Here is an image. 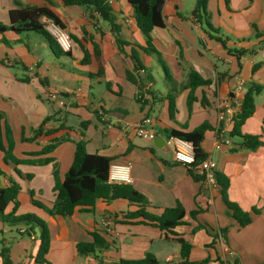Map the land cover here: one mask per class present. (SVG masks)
Returning a JSON list of instances; mask_svg holds the SVG:
<instances>
[{
  "label": "crops",
  "instance_id": "crops-1",
  "mask_svg": "<svg viewBox=\"0 0 264 264\" xmlns=\"http://www.w3.org/2000/svg\"><path fill=\"white\" fill-rule=\"evenodd\" d=\"M19 2L24 7L49 8L74 38L72 51L64 53L60 48L54 51L38 34H0V41L5 38L10 43H0V112L10 116L14 156L20 160H53L45 165L14 166L5 164L0 152V188H8L12 181L18 183L19 204L14 215L32 214L48 223L51 247L44 264H122L148 256L159 264H167V258L173 264L184 263L173 236L166 239L165 232L152 225L124 223L122 213L137 210L126 200L109 204L99 201L93 212H78L61 221L49 215L56 198L54 171L63 182L73 163L74 144L64 142L50 154H35L52 138L79 140L81 124L86 121L91 122L85 130L87 152L110 158V168L130 166V181L116 183L133 186L148 200L151 213L161 215L178 204L184 208L183 224L174 232L191 245L189 263L233 264L237 260L239 264H264V146L257 151L241 149V139L231 136L233 122H219L215 108L217 96L235 94L243 99L253 84L264 87V0H209L207 11L216 35L206 33L192 14L196 0H167L165 27L150 33L154 52L146 51L148 38L128 0L111 3L120 24L119 36L128 44L123 51L116 44L114 29L101 19L90 20L82 8L65 7L61 0ZM14 7L13 0H0V24H10L9 12ZM33 35L48 44L51 58L27 45ZM216 38H221L225 47ZM95 48L101 54V75L93 58ZM238 50L242 51L239 55ZM85 52L92 59L88 64L81 62ZM133 52L144 66L141 71L135 70L130 59ZM150 54L163 60L164 89L156 88L152 74L156 68L147 63ZM60 57L65 65L60 64ZM192 70L211 85L195 91L197 100L190 111L188 74ZM128 73L139 85L128 80ZM26 77L28 82L20 81ZM240 80L244 86L237 94ZM52 90L59 92L61 101L48 99ZM171 100L175 104L173 117ZM255 104L256 111L243 125L242 134L261 136L264 141V90ZM48 116L54 117L44 127L46 131L58 130L61 125L65 129L41 137L39 143L24 142L22 137H31ZM138 123L154 131L156 138L137 136L133 126ZM204 124L209 129L201 149L216 163L217 172L228 178L229 201L252 216L244 228L228 214L219 189L211 193L202 179L196 180L191 174L195 171L174 160L171 132H193ZM13 209L9 204L5 214ZM194 211L198 213L193 217ZM91 230L106 238L108 248L80 256L76 246L91 242L87 235ZM39 236L36 226H11L0 218V254L9 248L12 264H42L36 260ZM227 250L234 254L232 258ZM0 264H4L1 256Z\"/></svg>",
  "mask_w": 264,
  "mask_h": 264
},
{
  "label": "trees",
  "instance_id": "trees-1",
  "mask_svg": "<svg viewBox=\"0 0 264 264\" xmlns=\"http://www.w3.org/2000/svg\"><path fill=\"white\" fill-rule=\"evenodd\" d=\"M114 0H61V3L65 7H79L84 9L89 16L90 20L101 19L106 22L110 27L114 29L116 44L120 51L128 45L119 36L120 24L117 23L114 13L111 7V3ZM167 0H128L129 5L134 9L135 18L137 24L142 32L147 36L148 49L146 51L154 50L151 48L150 33L156 28L165 27V19L163 15L164 6ZM209 0H196V4L192 14L196 17L199 23L203 18H206V24L212 30V25L209 22V14L207 11ZM228 2V0H226ZM14 9L9 12V25L0 24V34L4 35L6 32H13L15 34L34 33L45 37L51 46L59 49L55 40L46 30V20H52L59 27H61L71 39H74L67 26L63 21L47 7H24L19 0H13ZM215 32V31H214ZM225 47V42L221 38H216ZM0 43L10 44L5 38H2ZM236 53L239 55L242 51L238 50ZM94 60L99 64L98 75L102 74V60L101 54L97 48H95ZM130 59L134 62L135 70H143V65L138 55L133 52ZM92 59L89 58L85 52V56L81 61L83 64H88ZM257 66L254 67V71ZM128 80L134 84H138L137 80L128 73ZM22 82H28L29 79H20ZM211 82L204 80L196 71L192 70L188 74V88L190 93L188 96V108L191 111L193 103L197 100L195 91L200 87H209ZM264 90V87L253 84L249 90L244 94L240 110L233 117V128L231 136L239 137L241 139L240 148L249 151H257L264 146V141L261 136H250L242 134V127L248 119H250L255 111L256 104L255 98ZM203 102V100H202ZM170 113L173 117L175 112V104L170 101ZM54 116H48L43 123L33 130L31 137H22L24 142L39 143V139L43 136H52L59 130L65 129L63 125L58 130L46 131L45 126L48 124ZM91 124V122H82L81 124V136L77 141H72L69 136L52 138L43 149L35 154V156L47 155L53 152L60 144L64 142H72L74 144V159L73 163L65 175L63 182L59 180L57 171H54L56 185V198L53 203V207L49 210V215L56 221L66 220L73 218L76 213H91L94 211L96 204L101 201L104 204H109L113 201L123 199L130 205L137 207L134 212L122 213L124 223H137L147 224L157 227L162 232H165L166 239H170L173 236L172 241L178 243L181 247V256L184 259L183 264L189 263V254L191 245L183 238H178L174 229L183 224L185 217L184 208L178 204L175 208L165 209L161 215H157L149 212L150 203L148 200L140 194L133 186L129 184H113L109 183V173L111 159L99 154H89L86 149L85 130ZM209 129L208 125H202L193 132H171V137L183 139L193 146V151L196 160L202 161L207 158V155L201 149V143L204 140L206 131ZM15 142L12 135V129L9 116L6 113L0 112V152L3 153V161L5 164H13L14 166L20 164L31 165H45L51 161V158L39 159V160H25L18 159L14 156ZM33 156V155H30ZM19 173V172H18ZM196 180H200V176L196 173H191ZM20 176H22L19 173ZM216 181L218 184L219 193L222 197L223 203L228 209V214L231 215L238 223L239 227L244 228L252 222V216L248 212H244L239 206L232 203L228 199V178L216 171ZM20 193V185L16 182H11L8 188H0V218L3 222L10 224L11 226L18 225H32L36 226L40 230V247L37 255L38 263H47L46 256L48 255L51 247V235L48 223L39 219L35 215L26 214L15 216V212L18 207V195ZM35 203V202H34ZM9 204L14 205L12 213L5 214V210ZM36 204V203H35ZM198 212L194 211L192 216L194 217ZM140 219V220H139ZM136 221V222H134ZM222 233H226L222 230ZM91 242L78 243L76 248L80 256H91L96 252L107 249L108 241L104 236L96 230L87 232ZM4 264H12L10 257V249L3 248L0 254ZM233 264H239L237 260L232 262ZM122 264H159L152 256H148L144 260L122 262Z\"/></svg>",
  "mask_w": 264,
  "mask_h": 264
},
{
  "label": "built area",
  "instance_id": "built-area-1",
  "mask_svg": "<svg viewBox=\"0 0 264 264\" xmlns=\"http://www.w3.org/2000/svg\"><path fill=\"white\" fill-rule=\"evenodd\" d=\"M45 24L47 32L55 40L59 48L64 53L71 52L73 49V41L70 36L52 20H46ZM243 86L244 82L240 80L238 83L237 94L242 92ZM58 98L59 92L55 90H52L48 95V99L51 101H57ZM241 104L242 98L238 95L232 94L225 98L217 96L215 108L218 113L219 122H233V117L240 110ZM133 129L135 130L136 135L144 140H154L156 138L154 131L146 129V127L141 123L134 125ZM169 143L173 146L175 162L187 166L191 168V170L195 171L211 193L218 190V184L216 181L217 165L215 162L207 158L198 162L195 158L192 144L183 139L171 137ZM225 143L230 145L228 140L225 141ZM129 173L130 166L112 167L110 168L109 173V183L116 184V182H129ZM233 255L234 254L232 252L227 250V256L229 258H232ZM165 262L167 264H173L171 258H167Z\"/></svg>",
  "mask_w": 264,
  "mask_h": 264
},
{
  "label": "rangeland",
  "instance_id": "rangeland-1",
  "mask_svg": "<svg viewBox=\"0 0 264 264\" xmlns=\"http://www.w3.org/2000/svg\"><path fill=\"white\" fill-rule=\"evenodd\" d=\"M185 15H187L185 13ZM209 22L212 23V21L208 18ZM202 26H203V30L206 33L212 34V35H216V32H213L208 25L206 24V18L202 19L201 22ZM36 35H33V37H31V41L27 44L30 48H34L36 47V49L38 50L39 54H42L45 57H50V48L48 46V44L44 41L43 38L40 37H35ZM39 38V40L41 41H37ZM27 43V39L24 40ZM54 51H57L56 48L54 46H52ZM151 58L150 61H147L148 64H150L151 66L155 67L156 69L152 70V74L156 83V88L157 89H164L165 88V71L164 68L162 66L163 60L161 59L160 56H156L154 54H150ZM156 56V57H155ZM51 60V59H50ZM169 67H171L173 65V62H169ZM60 64L61 65H65V61L63 57H60ZM67 70V69H66ZM20 73H24L23 71L19 70ZM70 72V71H67ZM159 73V74H158ZM161 77V78H160ZM58 101H61V97L58 98ZM4 113V112H3ZM9 116V115H8ZM10 119V116H9ZM237 138V137H235Z\"/></svg>",
  "mask_w": 264,
  "mask_h": 264
}]
</instances>
